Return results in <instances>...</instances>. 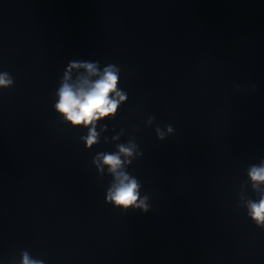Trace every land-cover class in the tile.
<instances>
[{
    "label": "water",
    "instance_id": "1",
    "mask_svg": "<svg viewBox=\"0 0 264 264\" xmlns=\"http://www.w3.org/2000/svg\"><path fill=\"white\" fill-rule=\"evenodd\" d=\"M69 61L117 65L128 94L91 149L53 108ZM0 71L14 78L0 90V264L25 249L45 264H264L244 207L264 159V0H0ZM133 138L147 213L107 203L112 177L93 163Z\"/></svg>",
    "mask_w": 264,
    "mask_h": 264
},
{
    "label": "clouds",
    "instance_id": "2",
    "mask_svg": "<svg viewBox=\"0 0 264 264\" xmlns=\"http://www.w3.org/2000/svg\"><path fill=\"white\" fill-rule=\"evenodd\" d=\"M80 69H84L87 76H77L73 81V71ZM120 74L121 68L115 64H108L102 71L98 62L69 61L67 64L55 93L53 108L65 123L72 127L88 129L87 136L81 137L88 149L99 142L97 123L106 118L115 119L121 106L128 100L127 92L120 88ZM13 86V76L7 71H0V90L10 89ZM154 121L155 116H149L146 125L151 126ZM154 131L157 138L163 141L166 136L173 134L174 129L171 125H167L165 129L156 126ZM116 148L117 150L112 153H98L93 160L98 171L103 173L107 168L108 175L112 177L106 190V202L125 213L129 209H138L147 213L151 209L148 203L149 196L141 195L140 181L128 171V165L143 153L138 150L139 146L135 138L130 139L126 144H118ZM247 176L253 191L258 193V199L248 198L245 201L246 214L258 228L264 229V188H261L264 185V159L257 164L249 165ZM19 264H45V261L34 258L25 249L20 252Z\"/></svg>",
    "mask_w": 264,
    "mask_h": 264
}]
</instances>
